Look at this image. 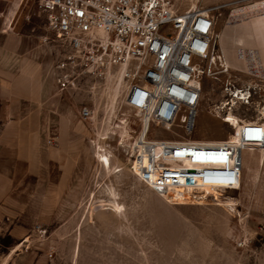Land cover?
I'll return each mask as SVG.
<instances>
[{"label": "rangeland", "instance_id": "rangeland-1", "mask_svg": "<svg viewBox=\"0 0 264 264\" xmlns=\"http://www.w3.org/2000/svg\"><path fill=\"white\" fill-rule=\"evenodd\" d=\"M40 1L0 5L1 43L19 47L13 66L1 68L0 264H264V142L242 150L237 189L158 195L129 169L142 131L125 103L136 63L107 57L80 78L87 86L59 91L54 70L65 49ZM171 2L177 11L211 9L229 70L204 77L191 134L152 122L147 137L238 139L240 119L264 124V79L241 75L260 69L264 0Z\"/></svg>", "mask_w": 264, "mask_h": 264}, {"label": "built area", "instance_id": "built-area-1", "mask_svg": "<svg viewBox=\"0 0 264 264\" xmlns=\"http://www.w3.org/2000/svg\"><path fill=\"white\" fill-rule=\"evenodd\" d=\"M40 2L47 28L65 49L54 70L59 91L87 86L89 79L80 78L107 57L112 63H136L127 74L125 103L141 115L145 129L133 143L129 165L143 185L163 197L201 199L205 188L225 190L239 184L242 150L264 142L263 123H234L239 147L230 134L219 140L146 135L152 122L191 134L197 127L204 77L228 72L211 9L177 11L171 0ZM256 52L260 69L251 75L264 79V45ZM246 91L254 94L250 87ZM91 113L88 105L79 111L82 119Z\"/></svg>", "mask_w": 264, "mask_h": 264}, {"label": "crops", "instance_id": "crops-1", "mask_svg": "<svg viewBox=\"0 0 264 264\" xmlns=\"http://www.w3.org/2000/svg\"><path fill=\"white\" fill-rule=\"evenodd\" d=\"M1 5V0H0ZM6 38H11V35L8 34ZM19 51L18 46L7 45L5 43H1V7H0V98H1V68H8L13 66V64L17 61L16 53ZM244 73H241L246 79H252L249 76L252 73L249 69L244 70ZM258 74V73H257ZM13 81H19V79H13Z\"/></svg>", "mask_w": 264, "mask_h": 264}, {"label": "bare ground", "instance_id": "bare-ground-1", "mask_svg": "<svg viewBox=\"0 0 264 264\" xmlns=\"http://www.w3.org/2000/svg\"><path fill=\"white\" fill-rule=\"evenodd\" d=\"M194 9V8H193ZM188 10H192V9H188ZM216 37H217V43L219 44V46H220V44H221V42H220V34L217 32L216 33ZM220 48H221V46H220ZM222 49V48H221ZM222 51H223V49H222ZM224 52V51H223ZM227 65H228V63H227ZM245 93H243V92H238L237 91V94H235V92L232 94V102H234V104H235V100H241V99H244V95ZM250 96H248V98H249ZM248 102V101H247ZM227 104H230V103H227ZM145 132V129H142V131H141V135L143 134ZM148 132H149V129L148 130H146V135L148 134ZM229 140L231 141V142H233V143H235L236 145H237V147H239L240 146V144H239V140L238 139H235L234 137H233V139H230V137H229ZM250 145H252V144H250ZM254 147V145H252V146H249V147H247V149H251V148H253ZM105 158V160H107V162H108V159L106 158V157H104ZM241 177H242V159H241V168H240V181H239V184L237 185V186H235V187H233V189H237V187L240 185V182H241ZM202 192H205L206 194L207 193H214V194H218L217 192H216V190H214V189H210V188H205V189H203L202 190Z\"/></svg>", "mask_w": 264, "mask_h": 264}]
</instances>
